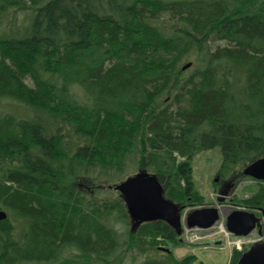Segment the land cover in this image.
I'll use <instances>...</instances> for the list:
<instances>
[{
  "label": "trees",
  "instance_id": "obj_1",
  "mask_svg": "<svg viewBox=\"0 0 264 264\" xmlns=\"http://www.w3.org/2000/svg\"><path fill=\"white\" fill-rule=\"evenodd\" d=\"M213 148L221 177L264 155V0H0V264H204L76 183L119 180L127 158L201 204L187 160ZM240 203L264 208V180Z\"/></svg>",
  "mask_w": 264,
  "mask_h": 264
},
{
  "label": "rangeland",
  "instance_id": "obj_2",
  "mask_svg": "<svg viewBox=\"0 0 264 264\" xmlns=\"http://www.w3.org/2000/svg\"><path fill=\"white\" fill-rule=\"evenodd\" d=\"M17 19L15 21L20 22L23 18V13L16 15ZM8 16L3 20V25L8 20ZM18 26V25H16ZM15 27V26H14ZM186 61H182L179 65H182ZM194 66L187 67L186 70H183V76L189 75L192 72ZM27 79L25 78V81ZM27 83L29 80L26 81ZM70 91L77 96L83 94V88L79 86H70ZM17 110L21 111L24 109V106L17 105ZM69 130V125L67 124L62 132L64 137L67 138L71 133ZM182 160V159H181ZM221 153L218 148L208 149L201 152H198L193 156L192 159L187 160L188 163V173L187 176L191 182L192 189L196 192L197 195L201 197L202 206H210L218 204L217 196L219 195L220 189L224 188V183L228 181L229 177H221L218 172L220 162H221ZM135 162L128 161L126 158V165L128 166L126 170L122 172L119 176L120 178L126 177L132 172L136 171L138 167L133 164ZM241 169H238L236 166L233 170V178L231 181L232 185L227 190V195L225 196L224 202L219 204L217 207H227L228 211L233 209H242L243 206L240 201L244 198H248L256 190L258 182L250 177H247L241 173ZM119 180L112 181H102L101 183L94 182L92 184L90 180L78 179L77 185L81 186L82 191L87 192L91 197H96V194L103 197L106 193V189L110 188L109 186L117 183ZM260 183V182H259ZM96 184L100 185V188L103 189L100 193L95 191L97 188ZM222 188V189H223ZM109 190V189H108ZM113 198L118 197L119 193L115 189H111ZM189 204L192 203V200H189ZM198 203H194L187 208H194L195 206H200ZM230 209V210H229ZM226 215V214H225ZM262 223L264 225V216L262 218ZM128 225H124L123 228H126ZM221 223L218 222L216 225L212 226L208 230L201 229H192L189 231H184L181 234L182 242L179 244L167 243L166 245H161L169 248L174 254L176 259H180L189 254H193L196 257L195 262H203L204 264H228L230 256L234 250L243 251L246 250L250 244L257 240L259 237L255 231L250 235L242 238H235L233 236H227V232ZM263 240V239H261ZM220 242V243H217ZM128 261H139L142 259L141 255L134 251L133 253L128 254Z\"/></svg>",
  "mask_w": 264,
  "mask_h": 264
},
{
  "label": "water",
  "instance_id": "obj_3",
  "mask_svg": "<svg viewBox=\"0 0 264 264\" xmlns=\"http://www.w3.org/2000/svg\"><path fill=\"white\" fill-rule=\"evenodd\" d=\"M189 65L190 62L184 64L182 69ZM242 173L255 179H264V155L246 164ZM230 185L229 181L225 182L219 193L226 195ZM113 188L119 191L124 201L132 232L142 222L161 220L179 236L183 228H211L222 215L216 206L192 208L182 213L184 205L168 198L157 175L145 168H139L134 174L114 184ZM217 200L223 201L224 196H218ZM5 217L6 213L0 210V219ZM254 227H257V233L262 236V224L257 211L233 210L226 215V229L234 235H246ZM179 241H182L180 237ZM161 248L169 252L167 248ZM236 264H264V240L252 243L240 254Z\"/></svg>",
  "mask_w": 264,
  "mask_h": 264
},
{
  "label": "bare ground",
  "instance_id": "obj_4",
  "mask_svg": "<svg viewBox=\"0 0 264 264\" xmlns=\"http://www.w3.org/2000/svg\"><path fill=\"white\" fill-rule=\"evenodd\" d=\"M223 211H226V208H222Z\"/></svg>",
  "mask_w": 264,
  "mask_h": 264
}]
</instances>
